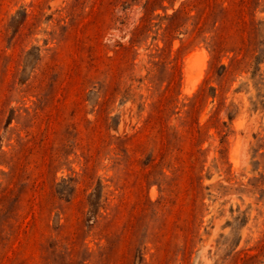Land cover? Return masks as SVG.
Masks as SVG:
<instances>
[{"label": "rangeland", "instance_id": "1", "mask_svg": "<svg viewBox=\"0 0 264 264\" xmlns=\"http://www.w3.org/2000/svg\"><path fill=\"white\" fill-rule=\"evenodd\" d=\"M0 264H264V0H0Z\"/></svg>", "mask_w": 264, "mask_h": 264}]
</instances>
